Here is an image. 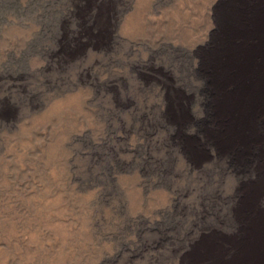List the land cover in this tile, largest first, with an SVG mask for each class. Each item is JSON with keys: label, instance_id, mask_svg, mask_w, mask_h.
Segmentation results:
<instances>
[{"label": "rangeland", "instance_id": "obj_1", "mask_svg": "<svg viewBox=\"0 0 264 264\" xmlns=\"http://www.w3.org/2000/svg\"><path fill=\"white\" fill-rule=\"evenodd\" d=\"M53 1L0 0V264H264V0H117L73 63ZM185 90L244 159L185 163L160 109Z\"/></svg>", "mask_w": 264, "mask_h": 264}, {"label": "bare ground", "instance_id": "obj_2", "mask_svg": "<svg viewBox=\"0 0 264 264\" xmlns=\"http://www.w3.org/2000/svg\"><path fill=\"white\" fill-rule=\"evenodd\" d=\"M53 2V8L49 3L51 10L49 4L43 7L41 17L46 23L45 26H49V35L55 44L51 58L63 63H73L84 59L90 52L104 53L113 49L118 29V14L115 8L117 0ZM171 92H164L165 103L160 108L163 110L165 121L163 127L166 131L173 132L175 138L183 139L181 144L176 146L185 163L203 169L207 164H215L216 158L225 159V156L232 152L244 159V153L247 152L244 143L233 142L231 137H227L226 122L219 119V112L214 103H211L209 108H206L207 105H201L199 108L194 102V96H198L196 93L187 90L180 93Z\"/></svg>", "mask_w": 264, "mask_h": 264}]
</instances>
